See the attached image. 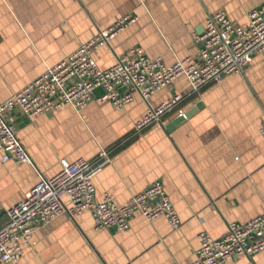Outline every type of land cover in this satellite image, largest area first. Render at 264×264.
I'll return each mask as SVG.
<instances>
[{
    "label": "crops",
    "instance_id": "0c3cea01",
    "mask_svg": "<svg viewBox=\"0 0 264 264\" xmlns=\"http://www.w3.org/2000/svg\"><path fill=\"white\" fill-rule=\"evenodd\" d=\"M262 5L264 0H0V103L127 14L138 21L93 51L102 69L137 47L167 66L195 57L196 37L210 13L224 10L246 26L249 12ZM189 91L181 77L149 103L136 95L120 110L101 101L104 92L97 89L79 112L65 106L32 120L18 108L10 112L31 162H0V229L41 178L61 172V160H94L115 147L95 179L97 200L110 194L124 205L159 182L181 218L173 229L164 217L148 221L137 213L130 228L118 232L97 230L89 211L74 219L63 214L34 233L19 264H193L201 233L219 239L229 224L264 215V56H255L246 74L227 76L189 100V118L176 123L169 115L135 136L149 106ZM231 264H264V251Z\"/></svg>",
    "mask_w": 264,
    "mask_h": 264
},
{
    "label": "built area",
    "instance_id": "2783aa9c",
    "mask_svg": "<svg viewBox=\"0 0 264 264\" xmlns=\"http://www.w3.org/2000/svg\"><path fill=\"white\" fill-rule=\"evenodd\" d=\"M126 21H118L0 103V162H31L18 138L16 125L8 121V115L16 108L31 120L65 106L79 112L93 100L94 92L102 89L101 100L122 109L133 102L136 95L148 102L154 91L181 77L186 78L192 90L199 91L220 82L225 75L243 72L256 55H264L262 7L251 13L245 27L221 13L211 18L205 34L199 38L200 50L193 60L167 66L161 58L153 59L142 49L134 48L129 55L118 56L112 67L101 69L93 58V51L109 44L124 30ZM177 97L180 101L181 97ZM171 110L149 106L139 126L147 129ZM260 131L264 135V122ZM115 150L103 149L94 160L80 159L72 163L63 159L59 174L41 178L25 198L8 211L9 222L0 229V264H19L25 248L32 245L34 233L63 214L74 219L89 211L97 230L127 231L137 213L148 221L164 217L173 229H178L181 218L162 183L152 184L124 205H118L110 194L97 200L95 179L110 163ZM199 240L200 248L193 264H231L236 257H253L264 251V215L246 224H229L219 239L203 232Z\"/></svg>",
    "mask_w": 264,
    "mask_h": 264
},
{
    "label": "rangeland",
    "instance_id": "374dc122",
    "mask_svg": "<svg viewBox=\"0 0 264 264\" xmlns=\"http://www.w3.org/2000/svg\"><path fill=\"white\" fill-rule=\"evenodd\" d=\"M141 6L142 7H146V4H145V2L144 1H141ZM262 7H264V5H262V6H260L259 8H262ZM259 8H255V9H253V10H251L250 12H249V14H248V24H249V22H250V15H251V13H253V11H256L257 9H259ZM224 14V15H226L230 20H231V18L229 17V15L226 13V11H224V10H219V11H216V12H214V13H210L208 16H207V18H206V21H205V23H204V28H203V32H202V34H200V35H198L197 37H196V43H197V45H198V52H199V50H200V45H201V43H200V41H199V38H201L204 34H205V31L207 30V28H208V21L211 19V18H214V17H216L218 14ZM125 19H128L127 21L125 20ZM138 19H139V17H137L136 15H134V14H127V15H125V16H123L122 18H119V20L118 21H120L121 22V20H124V21H126L125 23H123V28H124V31L128 28V27H130V26H132L133 24H135L137 21H138ZM232 21V20H231ZM233 22V21H232ZM235 23V22H234ZM236 24V23H235ZM237 25H239V24H237ZM239 26H242V25H239ZM242 27H245V26H242ZM137 48H139V49H142V48H140V47H137ZM133 50V49H132ZM131 50V51H132ZM131 51L128 53V54H125V55H122V56H126V55H129L130 53H131ZM198 52H197V54H198ZM93 55V54H92ZM258 55H263V54H258ZM257 56V55H256ZM264 56V55H263ZM196 57V56H195ZM195 57H192V60L195 58ZM151 58H153V59H156V58H161L160 56H157V57H151ZM162 59V58H161ZM189 59H191V58H186V59H183V60H178V61H181V62H185L186 60H189ZM163 60V59H162ZM254 60V59H253ZM177 61V62H178ZM192 62H194V61H192ZM174 65V64H173ZM249 68V67H248ZM248 68H246L243 72H240V73H233V74H242V75H244V74H246V72L248 71ZM102 69V68H101ZM230 75H232V74H228V75H225L223 78H222V80L220 81V82H215V83H211V84H209V85H206L204 88H202L201 90H199V91H194V90H192V87H190V91L188 92V93H186V94H178V95H176V96H174L171 100H169L168 102H165V103H163V104H160L159 106H157L156 108H162V107H166V109H169V110H171L170 112H168V113H166L162 118H161V120H159V121H157V123H155L153 126H151V127H149V128H144V129H142L140 126H139V124H140V122L143 120H141V121H139L137 124H136V129H135V136H137V135H139V133L140 134H142V133H144V132H146L147 130H149L150 128H152V127H154V126H158V125H161L163 122H164V120L169 116V115H174V116H176L175 118H176V120L178 121L179 119H181V118H186L187 117V112L185 111V109H184V106L187 104V102L189 101V100H192V99H194V98H196V97H198L205 89H207L208 87H210V86H213V85H215V84H220L227 76H230ZM173 83V82H172ZM171 83V84H172ZM189 83V82H188ZM171 84H169V85H171ZM168 85V86H169ZM190 85V84H189ZM168 86H166V87H168ZM166 87H162L161 89H159V90H157V91H154L153 92V95L150 97V99H149V101L148 102H150V100H151V98L153 97V96H155L157 93H159L160 91H162L164 88H166ZM141 98H142V96L141 95H139ZM177 96H180L181 97V100L180 101H178V97ZM143 99V98H142ZM144 100V99H143ZM102 101V100H101ZM145 101V100H144ZM178 101V102H177ZM104 102H108V103H110L111 105H112V103L111 102H109V101H104ZM145 102H147V101H145ZM147 102V103H148ZM132 103V102H131ZM130 103V104H131ZM129 105V104H128ZM88 106V105H87ZM113 106V105H112ZM114 107V106H113ZM126 107V106H125ZM125 107H123V108H125ZM115 108V107H114ZM116 109V108H115ZM118 110H120V109H118ZM183 115H185V116H183ZM145 118V117H144ZM187 119V118H186ZM143 130V131H142ZM142 131V132H141ZM120 146V145H119ZM116 149H117V147H115ZM107 150H112V149H107ZM116 151V150H115ZM115 151H114V153H115ZM113 153V154H114ZM113 154H112V156H113ZM112 156H111V159H112ZM111 162V161H110ZM138 195H140V193H138V194H136L135 196H133V197H136V196H138ZM132 197V198H133ZM131 198V199H132ZM130 202V201H129ZM98 230H100V229H98ZM119 232V231H118Z\"/></svg>",
    "mask_w": 264,
    "mask_h": 264
},
{
    "label": "water",
    "instance_id": "95a60500",
    "mask_svg": "<svg viewBox=\"0 0 264 264\" xmlns=\"http://www.w3.org/2000/svg\"><path fill=\"white\" fill-rule=\"evenodd\" d=\"M191 114H192V112H191V113H188L186 118H189ZM186 118H181V119H179L176 123H179L180 121H183V120H185ZM169 129H170V128H169Z\"/></svg>",
    "mask_w": 264,
    "mask_h": 264
}]
</instances>
